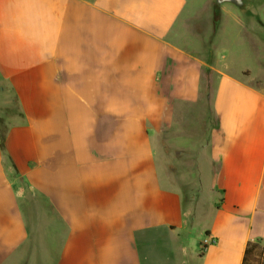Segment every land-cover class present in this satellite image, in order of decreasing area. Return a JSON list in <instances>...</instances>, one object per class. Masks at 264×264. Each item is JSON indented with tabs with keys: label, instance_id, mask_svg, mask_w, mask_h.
Returning a JSON list of instances; mask_svg holds the SVG:
<instances>
[{
	"label": "crops",
	"instance_id": "crops-1",
	"mask_svg": "<svg viewBox=\"0 0 264 264\" xmlns=\"http://www.w3.org/2000/svg\"><path fill=\"white\" fill-rule=\"evenodd\" d=\"M187 8L0 0V264H243L264 246V0L203 32ZM226 18L236 52L214 41Z\"/></svg>",
	"mask_w": 264,
	"mask_h": 264
},
{
	"label": "rangeland",
	"instance_id": "rangeland-1",
	"mask_svg": "<svg viewBox=\"0 0 264 264\" xmlns=\"http://www.w3.org/2000/svg\"><path fill=\"white\" fill-rule=\"evenodd\" d=\"M216 6L220 7V12H221V7L225 8V7H231V8H236L238 10V8L236 7L235 4L231 3V2H224L221 5H217L216 4V0H188V10L189 11H194L197 12V14L199 13L198 17L192 18L191 20L187 21V27L189 29H191L192 31H205L207 28L210 27V25H212L214 23V14L213 15H208L210 12L212 14V12H214V8ZM244 8V7H243ZM241 8V9H243ZM220 20V19H219ZM225 23H224V28L223 30L219 31V35L217 38V41L214 40L215 42H222L223 45L230 46L233 48L234 52H236L238 49L237 46L240 45L239 41L237 40V29L235 28V24L233 22H230V18H226L225 19ZM227 23V24H226ZM242 38L244 39V41H246L245 43L248 44V40L246 39V35L244 34L242 36ZM209 41V39H207V42ZM250 42V41H249ZM219 43V42H218ZM256 48V44L255 47L250 48L249 53L250 56L249 57H245V62L247 64V66L249 68H251L255 73H257L258 70V56L260 55V53L258 52L257 49H253ZM260 66V64H259ZM262 73H264V71H262ZM208 76L209 74H205V79L207 78V81L205 80V88L206 85L209 84L208 81ZM207 83V84H206ZM197 116V115H196ZM204 127V125H203ZM187 191H186V195L185 196H192V194L194 193V185H189L186 187ZM186 200H189V198H186ZM28 261H25L24 263L21 264H29L27 263ZM41 263V259L39 258V261ZM39 264V263H38Z\"/></svg>",
	"mask_w": 264,
	"mask_h": 264
},
{
	"label": "trees",
	"instance_id": "trees-1",
	"mask_svg": "<svg viewBox=\"0 0 264 264\" xmlns=\"http://www.w3.org/2000/svg\"><path fill=\"white\" fill-rule=\"evenodd\" d=\"M220 7L214 8V25L216 26L220 19ZM1 142L4 145L5 136L1 135ZM243 264H264V246L260 242L250 241L245 249Z\"/></svg>",
	"mask_w": 264,
	"mask_h": 264
},
{
	"label": "water",
	"instance_id": "water-1",
	"mask_svg": "<svg viewBox=\"0 0 264 264\" xmlns=\"http://www.w3.org/2000/svg\"><path fill=\"white\" fill-rule=\"evenodd\" d=\"M224 2H231V3L235 4L236 6H238L239 8L244 7V0H216L217 5H221Z\"/></svg>",
	"mask_w": 264,
	"mask_h": 264
},
{
	"label": "built area",
	"instance_id": "built-area-1",
	"mask_svg": "<svg viewBox=\"0 0 264 264\" xmlns=\"http://www.w3.org/2000/svg\"><path fill=\"white\" fill-rule=\"evenodd\" d=\"M207 242H210V243H211V242H213V241L210 240V241H207Z\"/></svg>",
	"mask_w": 264,
	"mask_h": 264
}]
</instances>
